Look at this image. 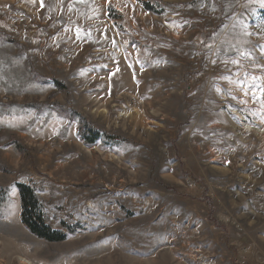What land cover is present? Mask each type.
I'll return each mask as SVG.
<instances>
[{
    "label": "rangeland",
    "instance_id": "rangeland-1",
    "mask_svg": "<svg viewBox=\"0 0 264 264\" xmlns=\"http://www.w3.org/2000/svg\"><path fill=\"white\" fill-rule=\"evenodd\" d=\"M263 13L0 0V264H264Z\"/></svg>",
    "mask_w": 264,
    "mask_h": 264
},
{
    "label": "trees",
    "instance_id": "trees-1",
    "mask_svg": "<svg viewBox=\"0 0 264 264\" xmlns=\"http://www.w3.org/2000/svg\"><path fill=\"white\" fill-rule=\"evenodd\" d=\"M264 18V13H263ZM91 129L88 132H93ZM85 133V132H84ZM93 137L87 135L85 141L94 143L98 138L97 133L91 134ZM20 200H21V223L23 226L36 238L46 242H62L66 240V235L51 230L42 220L40 208L31 190L25 186H19Z\"/></svg>",
    "mask_w": 264,
    "mask_h": 264
},
{
    "label": "snow or ice",
    "instance_id": "snow-or-ice-1",
    "mask_svg": "<svg viewBox=\"0 0 264 264\" xmlns=\"http://www.w3.org/2000/svg\"><path fill=\"white\" fill-rule=\"evenodd\" d=\"M41 6L43 7V2H41ZM261 7H264V0H261ZM247 34V33H246ZM117 71H119V69L117 68ZM115 73H112L111 75H114ZM253 80H255V77H253Z\"/></svg>",
    "mask_w": 264,
    "mask_h": 264
},
{
    "label": "bare ground",
    "instance_id": "bare-ground-1",
    "mask_svg": "<svg viewBox=\"0 0 264 264\" xmlns=\"http://www.w3.org/2000/svg\"><path fill=\"white\" fill-rule=\"evenodd\" d=\"M132 118H133V117H132ZM238 118H239V116H238ZM136 119H137V118H136ZM240 120H241V118H240ZM241 121H242V120H241ZM244 128H245V127H244ZM257 135L259 136V135H260V133H258Z\"/></svg>",
    "mask_w": 264,
    "mask_h": 264
}]
</instances>
